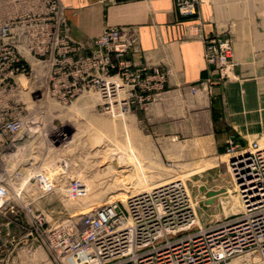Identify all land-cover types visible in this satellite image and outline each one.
Wrapping results in <instances>:
<instances>
[{
  "label": "rangeland",
  "instance_id": "rangeland-1",
  "mask_svg": "<svg viewBox=\"0 0 264 264\" xmlns=\"http://www.w3.org/2000/svg\"><path fill=\"white\" fill-rule=\"evenodd\" d=\"M62 23L74 42L68 53L55 45L53 61L30 63V75L18 78L27 124L3 162L9 174L22 173L12 181V202L0 208V264H97L64 247L77 237L83 216L108 202L125 208L128 195L161 180L184 182L203 227L238 212L228 196L241 199L231 160L256 140L219 141L220 126L212 148L181 138L178 156L170 157L147 112L166 90L168 73L156 77L160 68L135 62L137 47L118 55L114 46L74 39L67 20ZM40 175L53 186L47 193L40 191ZM201 187L226 191L208 204Z\"/></svg>",
  "mask_w": 264,
  "mask_h": 264
},
{
  "label": "built area",
  "instance_id": "built-area-1",
  "mask_svg": "<svg viewBox=\"0 0 264 264\" xmlns=\"http://www.w3.org/2000/svg\"><path fill=\"white\" fill-rule=\"evenodd\" d=\"M199 4L200 0H175L176 12L193 17ZM62 15L60 0H0V208L12 202V181L22 173L9 174L3 164L5 156L14 154L27 124L18 78L30 75V63L53 61L55 45L68 53L74 42L62 32ZM92 40L114 46L118 55L138 44L137 37L122 27H108ZM204 44L205 60L219 80L231 78L237 65L232 38L214 34ZM166 73L154 71L156 77ZM211 84V79L201 80L191 88L197 91ZM237 158L240 170L234 165ZM231 171L238 192L249 185L255 194L253 200L242 201V211L220 224L201 226L182 187L187 199L181 210L171 200L137 206L134 198H126L125 208L116 202L93 209L76 228L77 237L64 242L65 250H82L97 264H264V144L255 141L240 148L233 154ZM39 186L43 193L52 189L43 175Z\"/></svg>",
  "mask_w": 264,
  "mask_h": 264
},
{
  "label": "crops",
  "instance_id": "crops-1",
  "mask_svg": "<svg viewBox=\"0 0 264 264\" xmlns=\"http://www.w3.org/2000/svg\"><path fill=\"white\" fill-rule=\"evenodd\" d=\"M60 3L74 39L97 38L108 27L125 28L138 40L131 58L168 73L166 90L147 112L156 141L165 144L168 154L172 150L170 157L178 156L181 138L212 148L220 126L219 141H264V0H200L193 17L179 16L175 0ZM214 34L233 42L237 65L224 81L204 56V40ZM207 79L211 89L192 92V85Z\"/></svg>",
  "mask_w": 264,
  "mask_h": 264
},
{
  "label": "bare ground",
  "instance_id": "bare-ground-1",
  "mask_svg": "<svg viewBox=\"0 0 264 264\" xmlns=\"http://www.w3.org/2000/svg\"><path fill=\"white\" fill-rule=\"evenodd\" d=\"M108 94L107 96L110 97V93L108 90L106 91ZM112 162V161H111ZM113 163V162H112ZM234 165L237 170H240V158L235 159ZM67 166V165H66ZM100 167V166H99ZM112 169V168H111ZM119 170V169H118ZM123 170V169H122ZM113 171V170H112ZM115 172V171H114ZM115 181V180H114ZM154 185V183H153ZM123 187V186H122ZM132 187V186H131ZM183 189L185 190L186 197H184L183 192L181 191ZM53 188V186H52ZM128 188V187H127ZM130 190V189H129ZM139 191L135 194H130L127 196V198H134V204L137 206L141 205H162L165 200H171L175 208L177 209H183L186 208L185 198L190 203L191 207H193L191 196L189 195L187 189L184 186V182L180 181V179H173L165 181L161 180L155 183V187H152L150 189L148 188H140ZM241 199L238 197V195H230L229 200L230 203L238 210L242 211V201H251L253 200L255 190L253 187L249 185H244L240 187V192H238ZM143 194H146V196H143ZM242 200V201H241ZM112 201V200H111ZM112 202H108L106 204H111ZM106 204H101L95 208L104 206ZM93 210V209H92ZM91 213V211L89 212ZM88 213V214H89Z\"/></svg>",
  "mask_w": 264,
  "mask_h": 264
},
{
  "label": "water",
  "instance_id": "water-1",
  "mask_svg": "<svg viewBox=\"0 0 264 264\" xmlns=\"http://www.w3.org/2000/svg\"><path fill=\"white\" fill-rule=\"evenodd\" d=\"M201 190L204 193V195L207 197L206 202L208 204H212L218 195H220L226 191V188H221L218 190H208V191L204 192V187H201Z\"/></svg>",
  "mask_w": 264,
  "mask_h": 264
}]
</instances>
